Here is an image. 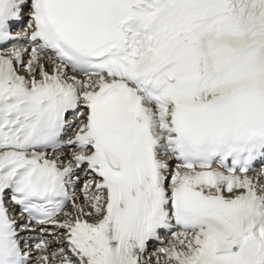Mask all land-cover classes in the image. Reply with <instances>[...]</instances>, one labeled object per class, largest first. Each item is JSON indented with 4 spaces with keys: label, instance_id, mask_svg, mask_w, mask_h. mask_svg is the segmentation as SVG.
Segmentation results:
<instances>
[{
    "label": "snow or ice",
    "instance_id": "1",
    "mask_svg": "<svg viewBox=\"0 0 264 264\" xmlns=\"http://www.w3.org/2000/svg\"><path fill=\"white\" fill-rule=\"evenodd\" d=\"M0 264H264V0H0Z\"/></svg>",
    "mask_w": 264,
    "mask_h": 264
}]
</instances>
